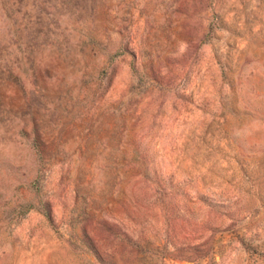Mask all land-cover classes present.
<instances>
[{"label": "rangeland", "instance_id": "rangeland-1", "mask_svg": "<svg viewBox=\"0 0 264 264\" xmlns=\"http://www.w3.org/2000/svg\"><path fill=\"white\" fill-rule=\"evenodd\" d=\"M0 264H264V0H0Z\"/></svg>", "mask_w": 264, "mask_h": 264}]
</instances>
